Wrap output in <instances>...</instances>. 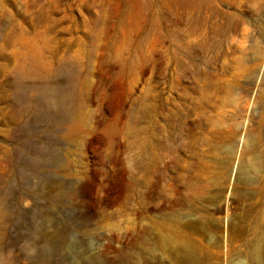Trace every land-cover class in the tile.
I'll return each mask as SVG.
<instances>
[{
  "label": "rangeland",
  "instance_id": "obj_1",
  "mask_svg": "<svg viewBox=\"0 0 264 264\" xmlns=\"http://www.w3.org/2000/svg\"><path fill=\"white\" fill-rule=\"evenodd\" d=\"M0 264H264V0H0Z\"/></svg>",
  "mask_w": 264,
  "mask_h": 264
},
{
  "label": "bare ground",
  "instance_id": "obj_2",
  "mask_svg": "<svg viewBox=\"0 0 264 264\" xmlns=\"http://www.w3.org/2000/svg\"><path fill=\"white\" fill-rule=\"evenodd\" d=\"M74 112H76V111H74ZM74 117H75V119H79L80 118L79 112H76L74 114ZM243 168H244V166L242 165V168L241 169H243ZM257 168H258V166H257Z\"/></svg>",
  "mask_w": 264,
  "mask_h": 264
}]
</instances>
